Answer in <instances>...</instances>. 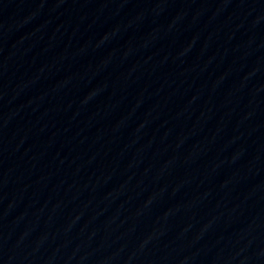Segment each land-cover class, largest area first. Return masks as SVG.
<instances>
[{
    "label": "water",
    "instance_id": "obj_1",
    "mask_svg": "<svg viewBox=\"0 0 264 264\" xmlns=\"http://www.w3.org/2000/svg\"><path fill=\"white\" fill-rule=\"evenodd\" d=\"M0 264H264V0H0Z\"/></svg>",
    "mask_w": 264,
    "mask_h": 264
}]
</instances>
